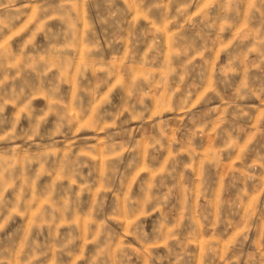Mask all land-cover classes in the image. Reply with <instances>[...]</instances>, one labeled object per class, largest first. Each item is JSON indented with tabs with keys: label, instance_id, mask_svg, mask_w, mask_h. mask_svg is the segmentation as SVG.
Masks as SVG:
<instances>
[{
	"label": "rangeland",
	"instance_id": "rangeland-1",
	"mask_svg": "<svg viewBox=\"0 0 264 264\" xmlns=\"http://www.w3.org/2000/svg\"><path fill=\"white\" fill-rule=\"evenodd\" d=\"M0 264H264V0H0Z\"/></svg>",
	"mask_w": 264,
	"mask_h": 264
}]
</instances>
